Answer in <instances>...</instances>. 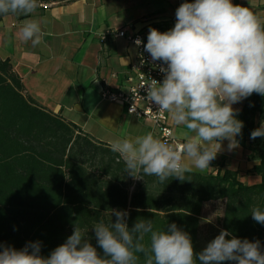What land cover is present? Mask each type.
Returning a JSON list of instances; mask_svg holds the SVG:
<instances>
[{
	"label": "clouds",
	"instance_id": "9594fccd",
	"mask_svg": "<svg viewBox=\"0 0 264 264\" xmlns=\"http://www.w3.org/2000/svg\"><path fill=\"white\" fill-rule=\"evenodd\" d=\"M39 6V0H0V15L30 16ZM175 17L168 31L149 28L145 51L166 67L159 69L162 82L147 84V99L158 105L157 114L167 113L175 126L186 129L183 141L172 143L147 131L110 145L129 176H155L161 184L170 177L183 181L194 169H208L224 140L228 151L239 147L236 137L244 124L233 105L253 93L264 96V16L232 0H185ZM42 23L26 20L17 38L36 47L44 36ZM135 43L142 41L137 38ZM257 137H264V122L251 132V139ZM110 215L115 222L100 220L92 226L103 255L75 225L47 257L40 254V241L20 250L0 243V264H141L138 254H143V264H264L259 241L226 239L231 235L227 230L196 253L190 235L175 223L167 230L156 229L152 220L138 218L129 228L127 211L114 209ZM251 215L264 225V209L253 207Z\"/></svg>",
	"mask_w": 264,
	"mask_h": 264
},
{
	"label": "trees",
	"instance_id": "16d2710c",
	"mask_svg": "<svg viewBox=\"0 0 264 264\" xmlns=\"http://www.w3.org/2000/svg\"><path fill=\"white\" fill-rule=\"evenodd\" d=\"M56 1L70 0L39 3ZM22 91L9 61L0 59V243L20 250L28 242L40 241V254L47 257L78 225L103 255L92 226L100 220L115 222L110 215L115 209L128 212L129 228L138 218L152 220L156 229L167 230L175 223L190 235L199 253L202 206L222 201L218 235L223 229L231 234L226 239L259 241L264 252V225L251 215L253 207L264 209V137L250 138L264 122V96L253 93L240 108L233 107L244 124L236 139L249 158H257L251 172L259 175V183L243 184L235 171L226 169L193 172L183 181L170 177L161 184L155 176L133 183L110 146ZM138 255L143 264V254Z\"/></svg>",
	"mask_w": 264,
	"mask_h": 264
},
{
	"label": "crops",
	"instance_id": "0c3cea01",
	"mask_svg": "<svg viewBox=\"0 0 264 264\" xmlns=\"http://www.w3.org/2000/svg\"><path fill=\"white\" fill-rule=\"evenodd\" d=\"M168 1L174 8L168 10ZM185 0H70L47 3L30 16L8 14L0 19V59L9 61L23 85L22 94L46 110L77 125L81 132L107 144L128 135H142L154 130L151 121L126 113L119 104L101 98V89L124 90L131 75L130 64L136 58V47L123 38L99 36L107 28L139 30L151 24L175 25V11ZM194 2V0H188ZM264 16V0H232ZM29 19H42V42L32 47L21 42L17 30ZM172 20V21H171ZM236 108V107H235ZM177 143L186 129L175 126L170 117ZM222 149L202 173L224 170L237 173L246 185L260 182L251 172L258 163L249 158L243 147ZM193 172H201L193 170ZM217 201L205 202V204ZM202 215V212H201ZM202 220L204 219L201 217Z\"/></svg>",
	"mask_w": 264,
	"mask_h": 264
},
{
	"label": "built area",
	"instance_id": "2783aa9c",
	"mask_svg": "<svg viewBox=\"0 0 264 264\" xmlns=\"http://www.w3.org/2000/svg\"><path fill=\"white\" fill-rule=\"evenodd\" d=\"M40 5L42 7L48 6L47 3ZM173 27L171 24L157 23L130 32L124 29L113 28L104 30L99 36L101 42L109 38H123L136 47V58L130 64L131 75L127 79L129 82L128 87L124 90H112L109 87H103L100 95L103 100L122 106L126 113L139 119L151 121L154 130L160 138L177 143L168 114L163 112L157 114L159 111L158 105L147 99V84L153 79L162 82L164 74L159 69L162 66L166 67V65H163L161 61L154 62L144 48V45L147 43L149 28H156L160 32H165ZM137 38L142 41L139 46L135 43ZM133 105L134 111L132 110Z\"/></svg>",
	"mask_w": 264,
	"mask_h": 264
},
{
	"label": "rangeland",
	"instance_id": "374dc122",
	"mask_svg": "<svg viewBox=\"0 0 264 264\" xmlns=\"http://www.w3.org/2000/svg\"><path fill=\"white\" fill-rule=\"evenodd\" d=\"M168 10H172L174 8V1H168ZM172 21V20H171ZM242 106V102L236 103L233 105L235 108H240ZM137 179H132L134 183ZM132 189V187L130 188ZM223 212V202L217 201L214 203L205 204L204 209L202 211V217L204 218L201 221L200 231L197 241V249L198 251H202L206 245L213 240L218 235L217 226L219 224L220 218Z\"/></svg>",
	"mask_w": 264,
	"mask_h": 264
}]
</instances>
